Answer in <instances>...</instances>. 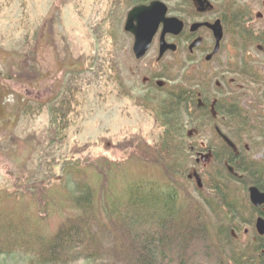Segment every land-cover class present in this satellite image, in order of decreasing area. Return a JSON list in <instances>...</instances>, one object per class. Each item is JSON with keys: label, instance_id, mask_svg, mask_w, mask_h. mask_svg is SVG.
Returning a JSON list of instances; mask_svg holds the SVG:
<instances>
[{"label": "trees", "instance_id": "obj_1", "mask_svg": "<svg viewBox=\"0 0 264 264\" xmlns=\"http://www.w3.org/2000/svg\"><path fill=\"white\" fill-rule=\"evenodd\" d=\"M210 2L222 15L224 48L234 52L215 82L209 70L193 69L200 61L181 46L172 62H157L158 71L131 73L139 105L163 129L158 152L167 181H132L113 200H98L88 173L77 169L78 214L53 234L29 217L0 212V264L16 255L27 264H264V236L255 229L264 206L249 199L251 187L264 192V3L256 10L244 0ZM183 3L196 17L193 2ZM183 35L187 42L190 34ZM55 102L52 125L61 131L71 100L59 108ZM206 160L199 187L191 171Z\"/></svg>", "mask_w": 264, "mask_h": 264}, {"label": "rangeland", "instance_id": "obj_2", "mask_svg": "<svg viewBox=\"0 0 264 264\" xmlns=\"http://www.w3.org/2000/svg\"><path fill=\"white\" fill-rule=\"evenodd\" d=\"M159 1L187 28L204 21L183 0ZM244 2L262 10L264 0ZM133 7L129 0H0V212L29 217L50 235L78 214L72 201L77 169L88 173L98 200L104 194L113 200L132 181H167L158 152L163 129L139 105L131 75L160 69L162 29L147 56L136 60L134 38L124 30ZM183 36L167 41L186 48L192 39ZM233 54L224 48L205 67L210 81ZM173 59L166 56L164 62ZM68 100L71 108L60 131L52 125L51 110L55 101L59 108ZM207 164L195 167L193 176L202 175ZM22 257L7 264H27Z\"/></svg>", "mask_w": 264, "mask_h": 264}, {"label": "water", "instance_id": "obj_3", "mask_svg": "<svg viewBox=\"0 0 264 264\" xmlns=\"http://www.w3.org/2000/svg\"><path fill=\"white\" fill-rule=\"evenodd\" d=\"M198 13H205L214 9V6L209 0H192ZM207 27L212 30L216 39V47L213 54L206 59L209 61L213 55L220 50V43L223 39V29L220 21L215 23H193L190 26V32H197L200 28ZM160 28L159 40V57L158 60L164 57L167 52H176L177 45L167 41L168 36L174 38L179 37L185 31V23L177 17L168 16V6L159 0L152 1L147 5H138L132 8L127 14L125 23V31L134 37L133 53L136 60L144 59L149 53L155 37ZM202 45V38L195 39L189 46L192 52L195 48ZM228 145L234 148L233 142L221 134ZM199 186H202L198 180ZM249 199L255 208H262L264 206V192L256 187L249 189ZM256 231L258 235L264 236V219L259 217L256 222Z\"/></svg>", "mask_w": 264, "mask_h": 264}, {"label": "flooded vegetation", "instance_id": "obj_4", "mask_svg": "<svg viewBox=\"0 0 264 264\" xmlns=\"http://www.w3.org/2000/svg\"><path fill=\"white\" fill-rule=\"evenodd\" d=\"M140 5H143V4H140ZM144 5H146V4H144ZM136 6H138V5H136ZM135 7V6H134ZM133 7V8H134ZM196 13H197V17L198 18H201V20H204V21H202V22H198V23H205V22H207V23H215L216 21H220V23H221V26H222V29H223V39H222V41H221V43H220V50H219V52L217 53V54H215V55H213L212 56V58L208 61L206 58L208 57V56H210V55H212L213 54V51L215 50V47H216V39H215V37H214V34H213V32H212V30L211 29H209V28H207V27H202V28H200L197 32H194V33H191L190 32V27L189 28H187V26H186V24H185V31L183 32V34H186L187 33V29H188V31H189V33H190V37L189 38H191L192 39V42L195 40V39H197V38H202V45L200 46V47H198V48H195L192 52L189 50V46L191 45V44H189L187 47H188V52L189 53H191V54H193L195 57H197L198 59H197V61H200V63L199 62H196L197 63V66L198 67H196L197 69H204L206 66H208V64L212 61V60H214L217 56H219L222 52H223V49H224V42H225V38H226V33H225V25H224V22H223V19H222V15H221V13L220 12H218L217 10H215V8L214 9H212V10H210V11H207V12H205V13H198L197 12V10H196ZM206 14H213L214 15V17H215V19H203V18H205V16H206ZM208 20V21H207ZM125 30V29H124ZM202 31H205V36H201L200 34H201V32ZM126 32V31H125ZM186 32V33H185ZM182 34V35H183ZM169 38L170 37H172V36H168ZM134 38V37H133ZM178 38L179 37H176V38H174L173 37V39L174 40H178ZM169 41V40H168ZM134 44V43H133ZM179 50V45L177 44V51ZM171 54V52H167L166 54H165V56L162 58V59H164L166 56H169ZM133 55H134V53H133ZM202 55L204 56V57H202ZM134 58H135V55H134ZM203 58H205V59H203ZM161 59V60H162Z\"/></svg>", "mask_w": 264, "mask_h": 264}]
</instances>
